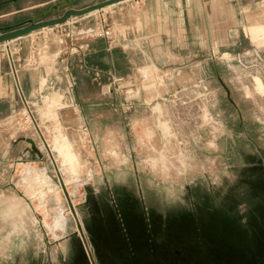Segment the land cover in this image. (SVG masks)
Segmentation results:
<instances>
[{"label": "rangeland", "instance_id": "rangeland-1", "mask_svg": "<svg viewBox=\"0 0 264 264\" xmlns=\"http://www.w3.org/2000/svg\"><path fill=\"white\" fill-rule=\"evenodd\" d=\"M104 1L18 0L0 15L27 10L0 18V33ZM109 8L22 41L70 53L110 24ZM245 33L232 53L212 49L175 74L109 83L100 105L82 92L69 110L39 105L0 121V196L26 207L0 205V264H92L77 222L95 264H264V34Z\"/></svg>", "mask_w": 264, "mask_h": 264}, {"label": "crops", "instance_id": "crops-1", "mask_svg": "<svg viewBox=\"0 0 264 264\" xmlns=\"http://www.w3.org/2000/svg\"><path fill=\"white\" fill-rule=\"evenodd\" d=\"M104 13L111 19L113 41H90L83 59L88 69L81 59L74 62L64 58L55 42L46 43L42 55L22 39L8 45L10 49L0 54V121L39 105L69 110V105H81L75 96L82 92L90 95L88 106L100 105V97L103 99L112 78L124 81L137 74H175L186 63L205 60L212 49L232 53L247 40L246 31L253 41L264 34V0H130ZM6 140L3 158L11 154L10 140ZM62 141L56 140V147L69 163L70 147L64 138ZM24 202L23 197L0 196V205L21 206L25 212Z\"/></svg>", "mask_w": 264, "mask_h": 264}, {"label": "water", "instance_id": "water-1", "mask_svg": "<svg viewBox=\"0 0 264 264\" xmlns=\"http://www.w3.org/2000/svg\"><path fill=\"white\" fill-rule=\"evenodd\" d=\"M125 1H128V0H106L104 2H101V3H98V4H94L92 6H89V7L80 9V10L69 9V10L65 11V13L61 17H58L56 19L39 21V22H32L31 21V22H29L27 24H24V25L20 26V27L5 30V31L0 33V46L1 45H7V44H9L11 42H14V41H17L19 39H22V38H24V37H26V36H28L30 34L38 32L40 30L49 29V28H53V27H56V26H59V25H63L70 18L89 16L90 14H92L94 12H99V11L105 9V8H109V7L121 4V3L125 2ZM33 123H34L35 127L38 129L39 136H40L42 142L45 143V147L47 149V153H48L49 157L51 158V160H53V157H52V154L50 152V149L47 146L46 141H45L43 135L41 134V132H40V130L38 128V125L36 124V122L34 120H33ZM58 177H59V180H60L61 187L63 188V190L65 192V195L68 198L69 196L66 193L65 185H64L63 180H62L61 176L59 175V173H58ZM70 207H71V210L73 212L74 217L77 219V217L75 216V213L73 211V207L72 206H70ZM77 224H78V227H79V231L81 233V238H82V240H83L88 252H90L89 248H88V245H87V242H86V239H85V237L83 235V232H82V229H81V225H80L79 222H77ZM89 258H90L91 263L95 264L92 255H90Z\"/></svg>", "mask_w": 264, "mask_h": 264}, {"label": "built area", "instance_id": "built-area-1", "mask_svg": "<svg viewBox=\"0 0 264 264\" xmlns=\"http://www.w3.org/2000/svg\"><path fill=\"white\" fill-rule=\"evenodd\" d=\"M135 1L142 2L144 0H135ZM53 28H55V27H53ZM96 38H103L107 41V43H111L113 41V30H112L111 25L108 24L106 19H103L101 25H98L96 29L89 31V33L86 37L81 38V41H83L82 44L79 45L78 43H71L70 44V46H71L70 53H69V48H66L65 52H64V58H66V59L69 58V61H71L70 57L76 56L78 59H81L80 62L82 64V66L85 69H88L86 66H84L83 59H84V56L86 55L87 51L89 50V42L93 39H96ZM9 44L3 45V46H8ZM60 44H62V43L60 42ZM214 55L215 54L213 53V56ZM8 56L11 59V62L13 63L12 55L11 54L9 55V53H8ZM32 64H35V63L33 62ZM120 82H122L121 79H113L112 78L109 81L110 87L115 88L116 85L119 84Z\"/></svg>", "mask_w": 264, "mask_h": 264}, {"label": "flooded vegetation", "instance_id": "flooded-vegetation-1", "mask_svg": "<svg viewBox=\"0 0 264 264\" xmlns=\"http://www.w3.org/2000/svg\"><path fill=\"white\" fill-rule=\"evenodd\" d=\"M17 1L18 0H6V1L0 0V7H3L6 4H8V5H15L17 3ZM83 246H84V244H83ZM88 248H89V246H88ZM84 249L86 250L88 257H90V255H92V257H93V252L91 251L90 248H89V251L90 252H88V250L85 247H84Z\"/></svg>", "mask_w": 264, "mask_h": 264}, {"label": "bare ground", "instance_id": "bare-ground-1", "mask_svg": "<svg viewBox=\"0 0 264 264\" xmlns=\"http://www.w3.org/2000/svg\"><path fill=\"white\" fill-rule=\"evenodd\" d=\"M26 114V113H25ZM28 121L30 122V123H32V120H31V118H30V116H28ZM45 144V143H44ZM82 240V239H81ZM83 241V240H82ZM83 244H84V242H83ZM84 247L86 248V246H85V244H84ZM87 249V248H86Z\"/></svg>", "mask_w": 264, "mask_h": 264}]
</instances>
